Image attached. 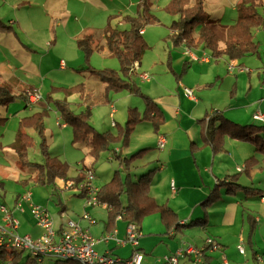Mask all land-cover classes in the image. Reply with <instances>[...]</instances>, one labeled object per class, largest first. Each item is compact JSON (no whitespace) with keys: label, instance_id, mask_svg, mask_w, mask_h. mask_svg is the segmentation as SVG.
<instances>
[{"label":"crops","instance_id":"obj_1","mask_svg":"<svg viewBox=\"0 0 264 264\" xmlns=\"http://www.w3.org/2000/svg\"><path fill=\"white\" fill-rule=\"evenodd\" d=\"M59 1L66 2V0H0V19L12 28L10 31L0 32V82L8 85L14 94L23 91L36 92L39 95L41 93L40 98L35 102L16 98L7 105H0V116L7 118L6 122L0 125V140L6 129L17 132L20 117L31 115L46 107L44 95L55 83L50 79L51 85H46L47 74L53 71V66L58 67L60 71H67V63L62 59L59 48L74 52L72 57L65 58L69 59L67 61L71 65H80L82 59L77 39L91 34L98 46L94 51L108 55L107 49L102 46L105 26L108 23L112 25L115 17L119 18L116 20L118 23L124 21L122 15L111 13L112 9L106 8L105 2L103 3L105 8L95 12L86 20L81 18L75 9H68L67 5L57 10L54 8L48 10V7H55ZM238 1H235L233 7L236 16ZM138 2L139 0H122L127 11H135ZM35 6L41 7L42 11L33 14L30 8ZM209 15L212 19L220 20L211 22V25L216 32L222 29V35L218 34V44L222 48L225 26L232 23L236 16L225 19L221 13L217 16H213L212 13ZM262 15L264 16V12ZM169 31L171 32L170 29ZM141 33L145 39L148 38L144 27ZM194 35L196 36V33ZM253 36L258 44V53L240 59H229L226 56L213 57L202 45L192 47L184 43L171 45L165 40L164 53L157 63L154 61L147 68L151 69L153 65L158 64L165 70L159 71L154 76L143 71L148 75V79L141 78L143 73L140 75V89L157 104L162 112L163 121L157 131L153 130L150 121L138 122L132 130L128 146L125 147L126 149L133 146L135 149H132L133 151L122 149L120 155L128 156L136 150L152 148L153 151L141 156L140 160L144 161L136 160L134 167L147 169L159 165L149 192L158 203H165L172 208L176 223L179 225L177 230H171L159 213L150 214L142 220L141 234L138 237V247L143 254L141 264H165L161 257L170 254L177 257V264H264L262 260L264 258V196L244 194L241 190L235 194H227L219 188L220 197L212 205L205 208L201 205L217 182L233 174L237 175L238 183L260 190L261 195H264V153L255 149L256 144L253 140L223 135L220 148L213 152L209 145L202 143L199 133L201 120L214 112H221L224 117L242 124L264 123L252 116L257 111L264 114L262 83L264 82V29L254 28ZM187 50L195 55L196 59L192 58ZM56 53L60 56L59 59ZM141 60L136 68L141 65ZM82 67V65L78 66V68ZM84 73L78 71L76 78L60 77L56 83L62 85L74 84L76 81L80 83L82 78H86ZM88 77L86 82H83L87 87L85 92L87 99L78 95L82 106L92 102L97 105L104 104L105 114L108 113L110 117L109 128L106 129L99 128L105 126V118L102 117L99 122L93 121L92 118L91 124L97 130L114 131V124L124 121L128 107L143 110L142 99L139 97L140 102L138 96L126 90L113 94L108 102H104L102 100L104 84L98 78L96 81L100 84L96 81L90 83L89 79L92 78ZM92 84L99 87L96 96L91 89L89 90ZM30 86L34 87V91H29ZM184 87L192 89V96L185 94ZM40 99L44 100L41 102ZM94 104L91 105V112ZM26 110L28 113L22 115L21 112L24 113ZM118 112H120L119 120H115ZM140 124L143 128L137 130L136 127ZM62 126L66 124L62 123ZM136 131L138 134L133 136ZM132 139H134L133 143ZM161 139L164 141L160 142ZM259 139L264 140L263 133ZM193 144L196 146L192 147ZM117 149L114 147L115 151ZM88 155L91 158L90 166L86 164V156L77 161L79 168H76L75 176L83 177L79 186L85 179V172L94 170L93 158L89 153ZM111 155L112 151H109L106 159L116 166V169H120L121 166ZM250 157H254V164H248L246 168V160ZM63 164L67 166L64 162ZM130 171L134 175L137 170ZM113 173L114 169L107 166L101 176L95 175V183L92 181V185L98 188L107 182ZM69 181L72 179L56 178L55 187H52L57 192L60 208L57 216L51 215L54 226L59 228L68 219L74 218L79 226L97 239L94 248L98 253H106L115 258L127 257L133 246L124 240L126 223L117 219L112 229H109L106 224L108 218L106 207L104 205L105 208L86 207L78 183L68 187L66 184ZM21 182L26 184V179ZM0 187L2 188L3 184ZM59 193L64 197H69L71 193L82 198L81 211L78 214L75 212L70 214L66 204L61 201ZM11 198L13 210H8L19 221L17 232L27 233L33 237L39 236L42 228L31 215L27 202L21 201L23 211L16 208V202L20 198L19 191H14ZM2 199L7 204L5 193L2 194ZM3 202L0 204L5 206ZM73 204L78 205L79 202L74 201ZM44 208L48 211L47 207ZM82 209H86L88 218L82 217ZM203 218L205 220L203 223H191L193 220ZM0 224H5L2 211H0ZM108 236L111 237L107 238ZM239 244L243 252L239 251Z\"/></svg>","mask_w":264,"mask_h":264},{"label":"trees","instance_id":"obj_2","mask_svg":"<svg viewBox=\"0 0 264 264\" xmlns=\"http://www.w3.org/2000/svg\"><path fill=\"white\" fill-rule=\"evenodd\" d=\"M203 2L204 0H170L167 9L175 16L169 27L171 30L169 36L172 43H184L188 47L202 45L203 48L211 52L213 57L226 56L229 59H240L244 56L258 53V44L254 39L253 30L254 28L264 29V16L262 15V12H264V0L238 1L236 18L232 23L225 26V39L222 48L218 44V33L211 25V22L220 20L218 18H210L209 13L204 8ZM137 6V11L134 14H126L122 17L128 24V28L119 29L110 23L105 26L102 46L107 49L110 57H115L118 60L120 69L116 70L106 67L95 69L86 64V66L77 68L76 70L87 71L95 75L104 84L102 94L104 102H108L113 93L126 90L142 99L143 110L139 111L136 107H128L124 123H115L114 131H99L90 122L89 105H86L79 112H74L69 108V102L66 99L55 100V103L65 123L72 128L73 141L87 146L88 153L93 158L94 163L98 160L101 153L112 151L111 157L117 160L121 166L120 169L114 170L112 177L99 186L96 192L98 204H104L107 209L108 218L106 224H108V228L112 229L116 220L119 219L124 221L126 226L134 223L137 229L140 230L141 222L146 216L159 213L166 226L174 231L179 228L175 220V212L167 204L158 203L149 192L159 165H154L140 173H134V175L130 171L134 167V162L140 159L141 156L153 151L152 148H142L128 156L120 155V151L128 146L130 134L138 122L150 121L153 130L157 131V128L163 121L162 112L154 100L144 94L134 80H130L132 72L136 69V65L140 63L144 52L148 48L140 29L158 20L151 12V0H139ZM196 26L198 29L197 32H194ZM11 29V26L5 24L0 19V32H7ZM194 33H196V36ZM77 46L84 53L86 60L91 52L98 47L91 34H86L77 39ZM28 89L29 91H34V87L32 86ZM53 90H57V88L52 86L49 91ZM63 90L66 93L79 91V96L87 99L85 84L83 82L78 83L74 87L63 88ZM16 98L28 100L25 91L14 94L8 85L0 82V105H7ZM46 98L51 99L52 96L47 94ZM46 114V107H44L33 112L31 115L20 117L13 147L19 164L22 167H29L34 170V175L30 176V178L41 183L46 178L55 187L56 178L66 180V166L55 160L46 148L45 127L42 121L43 116ZM6 119V117L0 116V125L4 124ZM32 132H35L40 139L39 144L42 155V161L40 162L32 161L28 158V148L34 142ZM199 133L202 143L209 145L213 152L220 148L222 136L228 135L237 139H251L256 144L255 149L264 153V140L259 139L260 135L264 134V123L242 124L224 117L221 112H214L201 120ZM193 146H196V144H193ZM114 147L118 148L117 151L114 150ZM248 164H254V157L246 160V168ZM82 179V176L75 177L72 180V186L78 183L77 185L82 191L81 194L84 196L87 190L82 184L79 186ZM216 184L209 195L201 202L202 207L205 208L212 205L220 197L219 188L220 190L223 189L227 194H235L241 190L244 194L264 196L261 195L262 192L260 190L238 183L237 175L234 174L227 175ZM192 222L203 223L205 220L203 218L193 220ZM134 250L141 253L137 244L133 246L131 253L125 258H115L110 255L112 257L110 264H128L127 261ZM104 254L106 255V253ZM164 256L170 257L172 255ZM164 256L161 257V260L165 264H171L169 261L164 260ZM28 258L33 259L35 257L27 254L25 259L27 260ZM54 258L56 259L52 264H82L78 259L73 257ZM2 259H10L15 264H24V261L21 260V251L13 248L1 247L0 260Z\"/></svg>","mask_w":264,"mask_h":264},{"label":"rangeland","instance_id":"obj_3","mask_svg":"<svg viewBox=\"0 0 264 264\" xmlns=\"http://www.w3.org/2000/svg\"><path fill=\"white\" fill-rule=\"evenodd\" d=\"M134 1V0H133ZM137 1V0H136ZM236 0H204V8L207 12L212 13L213 16H217V14H222L223 18L230 19L232 17L236 16V12L234 10V3ZM105 2L106 8L112 9L113 12H111L113 15L120 14L122 17L126 14H134L136 10L130 11L126 10V6L122 4V0H112V1H106V0H66L59 1L55 7H48V10L51 9H59L62 6L67 5L68 9H75L77 14L80 15L81 18L84 20L91 17L95 12L101 11L103 7V3ZM170 0H151V12L157 17V21L155 23H150L144 26V29L147 30V39H144V41L147 44V49L145 53L142 56L141 65L137 67L133 72L132 76L130 78L131 81L134 80L136 85L139 86L140 83V75L143 73V71H146L149 75L154 76L159 71L165 70V68H162L161 65L155 64L151 69H147L149 65H151L154 61L157 63L158 59L162 54L164 53V47H165V40H168L171 45H173L170 36H169V27L172 22V20L175 18L167 9V5L169 4ZM138 8V6H136ZM31 12L33 14H38L42 11L41 7L35 6L31 7ZM122 11V12H120ZM75 15V14H74ZM76 17V16H75ZM119 19L115 17L114 23L112 25L114 27H117L119 29H126L128 28V24L125 21H122L120 23L116 22V20ZM6 23V22H5ZM198 27L196 26L195 31L197 32ZM222 29H219L217 31L218 34L222 35ZM59 51L61 52L62 59L67 63V71L63 72L60 71L58 67L53 66V71H51L49 74H47L46 79V85L49 86L50 79H53L55 83H53V86L57 88V90L49 91L46 90V94L44 95V99L46 100V112L47 114L43 116L42 121L44 123V134H45V144L47 150L50 152L51 156L54 157L55 160H57L60 163L67 164L66 166V173L65 178L68 179H74L76 174V168H79V164L77 161L82 160L83 157H87L86 164L90 166L91 158L89 157L87 153V146L85 144H81L80 142H74L73 141V133L72 128L70 125L65 123L64 119L61 117V113L59 111V108L56 106L55 100H65L69 102V108L73 110L74 112H79L82 109H84L86 106H82L81 100L79 99V91H73L70 93H66L63 88L67 87H74L77 86L78 83L74 84H68V85H62L59 83H56L60 77H73L76 78V74L78 71L75 68H78V66L82 65L83 67L86 66V64L90 65L91 67H94L95 69H102V68H113L116 70L120 69V65L118 60L115 57H109L107 54L105 55L101 51H93L89 55L88 59L86 60L84 57V53L81 52V59L82 61L79 62L80 65H71L67 60L68 58L65 57H72L74 55V52L70 50H65L64 48H59ZM58 59L60 56L56 53ZM77 63V62H75ZM84 75L86 78H82L80 81L86 82V80L89 78L90 83H94L96 81V76L88 73L87 71H84ZM145 73V72H144ZM143 73V74H144ZM146 74V73H145ZM88 81V82H89ZM98 84H100L98 81H96ZM90 85V84H89ZM93 87V88H92ZM92 87L89 86V90L91 89L93 91V94L96 96L99 93V87L92 84ZM85 90L87 91V87H85ZM40 93V92H39ZM51 95L52 98H46V95ZM115 94V93H113ZM112 94V95H113ZM41 95V93H40ZM72 97H70V96ZM111 95V96H112ZM133 95V94H132ZM37 97V96H36ZM42 97V96H41ZM70 97V98H68ZM33 102L36 101L35 96H31ZM44 99H40L39 101H43ZM137 99H141L137 97ZM80 103V104H79ZM94 103L92 102L89 104L90 106V117H91V123L92 118L93 121H100L101 118H105V122L103 127H99L100 129H106L109 128L110 123V117L108 113L105 114V109L103 106L104 104H94L92 112H91V105ZM81 106V107H80ZM80 107V108H79ZM28 108V106L26 107ZM28 111L21 112L22 115H26ZM30 113V112H29ZM32 113V112H31ZM104 115V116H103ZM120 112H118L115 115V120H119ZM126 118V116H125ZM121 122V121H120ZM125 122V119L122 123ZM62 123H65L66 126H62ZM143 125H138L136 129L143 128ZM138 131L136 133H133V136L135 134L137 135ZM15 131L6 129L4 131V136L0 140L1 142V148H0V185L3 184V187H0V203L3 202L2 194H6V200L7 204H5L6 209L13 210L12 208V198L11 195L14 191H19L20 194H23L27 191L31 192L32 202L36 203L42 207H47L48 213L50 216L53 217L57 216L59 214V198L57 196V192L53 190V186L46 180V178L43 180V183L38 182L34 179H28L30 175L34 173V170L29 167H22L18 163L17 154L15 152V149L13 147V143L15 140ZM34 136V142L32 146L28 148V158L32 161L40 162L42 161V155L40 152V139L37 136V134L32 132ZM131 135V134H130ZM135 138V137H133ZM130 139V137H129ZM132 139V143H133ZM130 148H126L124 151L128 150L131 151L134 150L133 146H129ZM132 150V151H133ZM109 152H106V154L101 153L98 160L93 165V179L94 182L95 175L101 176L104 171H106V167H112L114 170L116 169V166L112 165V163L107 160V154ZM138 161L142 162L144 160L138 159ZM137 161L134 162V165ZM139 164V163H138ZM131 169H134L136 171L135 173H140L145 168H140L139 166ZM134 173V172H133ZM26 179V184L21 182L22 180ZM2 182V183H1ZM95 183V182H94ZM99 184L98 182H96ZM57 189V188H56ZM58 190V189H57ZM60 194V193H59ZM60 199L63 203L66 204V208L70 214H78L81 210V201L82 198L69 194V197H64L62 194H60ZM14 199V197H13ZM71 201V202H69ZM77 201L79 202L78 205H74L73 202ZM85 201V195L84 200ZM84 203V202H83ZM12 204V205H11ZM11 205V206H10ZM104 204H96L90 207L95 206H103ZM89 207V208H90ZM99 208V207H96ZM86 209H82V212ZM82 215V214H81ZM74 218L68 219L73 220ZM264 233V232H263ZM23 234V233H20ZM28 254L26 250H21V260L24 261V264H52L56 258L49 257V256H42L40 260H36V258H28L25 259V256ZM264 261V258H262Z\"/></svg>","mask_w":264,"mask_h":264},{"label":"built area","instance_id":"obj_4","mask_svg":"<svg viewBox=\"0 0 264 264\" xmlns=\"http://www.w3.org/2000/svg\"><path fill=\"white\" fill-rule=\"evenodd\" d=\"M142 32V29H140ZM187 53L196 59V56L191 54L188 50ZM142 79H148L147 74L141 75ZM264 85V82H263ZM184 92L188 96H192V89L184 87ZM28 100L33 102L32 95L35 99H39L40 95L36 92H26ZM37 96V97H36ZM264 100V94H263ZM253 118L264 122V114L261 112H255ZM161 139L160 142H163ZM94 175L92 171L87 170L85 172V179L82 185L86 188L85 206L90 207L98 204L96 198L97 188L92 185V179ZM68 187L73 185V181H69L66 184ZM264 199V198H263ZM21 201H26L29 207L31 215L36 219L37 224L42 228V232L39 236L33 237L27 233L20 234L17 232L19 221L12 216V213L6 209V207L0 204V211L4 213L5 224H0V248H13L17 250H26L28 254L40 260L42 256H52L58 258L73 257L78 259L82 264H110L112 257L108 254H100L95 248L94 244L97 239L92 237L86 229H83L74 220H68L64 225L57 228L53 224L52 216L48 213L46 208L33 203L31 200V193L27 191L20 194L19 200L16 202V208L23 211L24 207ZM82 217L88 218V212L83 211ZM141 232L137 229L134 223H130L126 226L125 241L129 242L132 246L138 244V237ZM111 236H108L109 238ZM119 241V239H116ZM123 241V240H122ZM240 252H243L241 244L238 245ZM142 259V253L134 250L131 257L128 259V264H140ZM164 260L169 261L171 264H176V256H164ZM0 264H15L10 259L0 260Z\"/></svg>","mask_w":264,"mask_h":264}]
</instances>
